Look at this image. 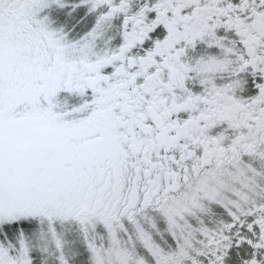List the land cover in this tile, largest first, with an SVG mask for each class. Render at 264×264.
Returning a JSON list of instances; mask_svg holds the SVG:
<instances>
[{"label": "snow or ice", "instance_id": "obj_1", "mask_svg": "<svg viewBox=\"0 0 264 264\" xmlns=\"http://www.w3.org/2000/svg\"><path fill=\"white\" fill-rule=\"evenodd\" d=\"M0 264H264V0H0Z\"/></svg>", "mask_w": 264, "mask_h": 264}]
</instances>
